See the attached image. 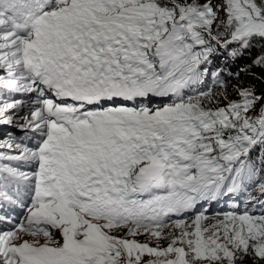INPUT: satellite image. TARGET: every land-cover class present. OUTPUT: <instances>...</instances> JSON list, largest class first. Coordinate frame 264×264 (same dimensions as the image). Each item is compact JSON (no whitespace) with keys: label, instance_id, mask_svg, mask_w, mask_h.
<instances>
[{"label":"snow or ice","instance_id":"1","mask_svg":"<svg viewBox=\"0 0 264 264\" xmlns=\"http://www.w3.org/2000/svg\"><path fill=\"white\" fill-rule=\"evenodd\" d=\"M257 40L264 0H0V87L37 95L19 126L44 137L7 157L38 170L0 264H264V93L212 67Z\"/></svg>","mask_w":264,"mask_h":264},{"label":"rangeland","instance_id":"2","mask_svg":"<svg viewBox=\"0 0 264 264\" xmlns=\"http://www.w3.org/2000/svg\"><path fill=\"white\" fill-rule=\"evenodd\" d=\"M213 2H215V0H213ZM257 42H259V40L254 41V45L257 44ZM231 47H236V45H232ZM0 75H4L3 72H0ZM235 94H233L234 96ZM37 99V95L33 94V93H25V94H21V93H14L11 91H7L5 89H3L2 87H0V104H3L4 102H11L12 100H24L26 101L25 105L19 109L18 111L16 110H9L8 114L9 115H13V112H15V115H13V123L12 124H0V168H3L4 165H7L8 167L11 168H15L17 169L19 172H24L27 173L25 171H29L28 166L31 165L34 162H25L22 160H9L7 159V157L9 156H17L19 155L23 149L25 147L27 148H31L29 146V143L27 142L28 138L31 141H34L38 144L39 142V136H42L41 131L38 130H34L32 128H22L19 125L22 124L24 122L23 118L25 116H28L29 119H31L30 113L31 111L34 110V107L32 105V101ZM153 104H163L165 103L164 101H159L157 103H154L152 101ZM44 132H46V129H44ZM8 143L12 144V147L9 148L7 146ZM16 145H20L19 148L16 147ZM258 149V147L256 148ZM255 150L251 153V159L256 163L257 167H260V156L254 154ZM256 157V158H255ZM3 172H0V174ZM5 174V173H4ZM1 191V188H0ZM249 191H252L254 195H256L254 188H249ZM156 194H161L159 192H157ZM150 197L148 195H144L143 199H149ZM246 199V194L245 195H241L239 198V201H236V203L239 204V209L243 210L245 207V201ZM242 200V201H241ZM261 201H264V197H260ZM228 201L224 200L221 201L219 203L216 202H209L207 204H204L202 202V208L207 209V214L211 215L212 213L215 212H223V211H229L231 210L228 206ZM248 207H251V205H248ZM198 210H201L198 208ZM259 212L258 208H257V213ZM175 219V217H173ZM10 228L8 229H3L0 232L3 231H8L10 230ZM53 232L55 233L53 236V239L56 241L61 240V236L59 234V232L53 230ZM117 235H123V233H116ZM25 239H32V237L25 235L24 236ZM140 240H143L144 237L141 236L139 237ZM41 242H42V238H41ZM245 264H251L250 261H246Z\"/></svg>","mask_w":264,"mask_h":264},{"label":"trees","instance_id":"3","mask_svg":"<svg viewBox=\"0 0 264 264\" xmlns=\"http://www.w3.org/2000/svg\"><path fill=\"white\" fill-rule=\"evenodd\" d=\"M261 43L264 42L261 41L257 42V44L251 47L250 50L245 51L241 56L236 58L226 59L225 57L227 53L224 52L223 54L217 56V58L213 61V65H212L213 70H215L216 68L224 69L225 70L224 78L228 79L230 84L242 82L246 86L247 85L254 86L257 94L264 93V68L254 67L252 65V59L262 50L260 47ZM228 51H231V48H229ZM244 68H247L248 71H240V69H244ZM237 72L240 73L239 81H237V79L235 78V74ZM229 73H231L232 75L229 76L228 75ZM152 101L154 103H157L159 101L169 102L168 98H160V97H153ZM254 154L261 156V149L259 147L258 149H255Z\"/></svg>","mask_w":264,"mask_h":264},{"label":"bare ground","instance_id":"4","mask_svg":"<svg viewBox=\"0 0 264 264\" xmlns=\"http://www.w3.org/2000/svg\"><path fill=\"white\" fill-rule=\"evenodd\" d=\"M6 217H8V216H6ZM56 231V230H55ZM55 234V233H54Z\"/></svg>","mask_w":264,"mask_h":264}]
</instances>
